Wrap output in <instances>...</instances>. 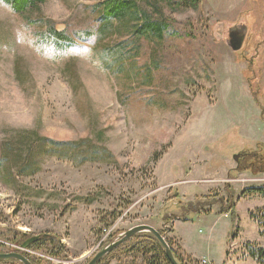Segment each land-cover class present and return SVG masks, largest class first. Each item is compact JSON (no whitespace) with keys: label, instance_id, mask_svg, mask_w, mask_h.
<instances>
[{"label":"rangeland","instance_id":"374dc122","mask_svg":"<svg viewBox=\"0 0 264 264\" xmlns=\"http://www.w3.org/2000/svg\"><path fill=\"white\" fill-rule=\"evenodd\" d=\"M181 1L137 0L143 15L166 23L163 38L135 37L134 22L117 21L98 40L97 0H47L23 14L0 0V155L6 145H35L28 138L20 145L29 137L20 130L84 140L76 151L82 162L40 152V170L18 179L19 163L7 164L13 174L2 166L0 252L19 249L24 233L45 234L22 250L29 259L87 264L141 224L172 230L173 247L192 264L207 261L182 246L221 264L229 232L236 251L248 241L264 248V227L251 218L264 211V198H239L264 187V172L251 169L264 159V0ZM51 26L68 41L46 39ZM243 28L234 51L229 32ZM118 42L129 56L121 70L107 60L109 49L122 50ZM258 149L261 159L246 153ZM228 190L237 221L220 213ZM189 202L211 212L187 213ZM123 244L104 257L108 264L151 257Z\"/></svg>","mask_w":264,"mask_h":264},{"label":"trees","instance_id":"16d2710c","mask_svg":"<svg viewBox=\"0 0 264 264\" xmlns=\"http://www.w3.org/2000/svg\"><path fill=\"white\" fill-rule=\"evenodd\" d=\"M6 4H8L16 13H27L31 10H37L39 6L43 3H45L47 0H2ZM98 3L95 4V7L98 6H104V8L101 11V14L99 16V19L102 21L101 26L99 27L98 31V40H103L104 37L109 36L112 34L113 26L115 22H123L126 26H129V23H132L131 27L133 28L132 33L135 35V37L141 38H153L154 40L163 38L164 31L166 30V23L161 21H151L146 14H142L140 12L139 7L137 5V0H97ZM101 1V2H100ZM190 3L192 6L197 5V0H182L181 5L187 6V3ZM48 34L45 35V38L47 39L50 36H55L56 40L67 42L68 37H66L63 32L57 31V29L53 26L48 27ZM126 44L124 42H118L116 47H121V51H115V49H109L108 54L109 57L107 60L109 62H114V64H117L119 67V70L122 69L123 61L124 59H127L128 55H123L122 52L123 47ZM264 113V111H263ZM20 134H27L29 137H21L20 139V145L24 144V141L26 138H28L29 142H35V145L32 144L30 146H27L26 149L25 146L22 147H15L12 145H9L4 147L3 151L0 155V174H4L7 176V174H13L14 172L11 170V168H8L7 164H13L14 162L19 163L17 165L18 167V175H16V178L18 179L19 176H29L36 174L39 170V163H37L36 155H38L40 152H46L50 151L52 155H56L59 158H73L74 156L80 160V162L83 161V159L80 157L82 156V153H76L78 148L82 145L84 140L79 141H55L52 139H48L46 137H40L37 131L34 130H25L22 131ZM16 143V142H15ZM15 143H13L15 145ZM18 145V144H17ZM80 149V148H79ZM98 151L95 147H91L88 149V156L90 159L93 158V156L97 155ZM252 158H255L256 156L259 157V149L258 150H251L246 152ZM85 160V159H84ZM2 166H6V173L5 171H1ZM251 168L250 163H247V168ZM256 166L252 167L251 169L254 170L257 173L264 172V159H263V165L262 167L255 168ZM236 170H239V167L236 168ZM262 197L264 198V187L263 186H255V187H249L243 189L240 194L239 198H250V197ZM236 194L232 190H228V196L225 202H227V207L221 209L220 213L222 212H230V215L233 216L234 220L237 221L238 215L235 212V200ZM222 200V198H221ZM234 201V202H233ZM204 203L201 202H189L186 206L185 211L187 213L189 212H196V213H209L211 212L210 209H205ZM251 218L254 219L260 228L264 227V211L260 210V213H251ZM180 219V218H179ZM183 220H187V218H183ZM236 223V222H235ZM234 223V226H235ZM172 230H159V232L166 238V241L168 242L169 246L171 247L176 259L181 264H192L191 262L187 263L184 260V257L178 253V251L173 247L171 238L166 235V232ZM261 236H264V231L260 232ZM29 237V235H28ZM22 238V239H21ZM25 233L21 235L19 238V244L21 245L26 239ZM49 238V237H48ZM44 239L41 238L37 240L36 242L32 243L30 246H34L37 244H40L41 241ZM122 245V244H121ZM123 245H128V250L131 252H143V254H151V257L147 261L146 264H171L168 258L166 257V253L160 244L159 240L148 232H141L133 237H131L129 240H127L126 243ZM29 246V247H30ZM242 249L244 250V253L247 256L254 261H256L259 264H264V248L258 247L255 243H252L250 241L243 244ZM55 252V251H53ZM231 253L228 252L227 256H230ZM106 258V257H105ZM105 258L102 259V261L99 264H108V260ZM31 259V258H30ZM33 264H36L34 260L31 259ZM10 262V261H8ZM5 262V263H8ZM13 262V263H12ZM12 264H20L18 261H12Z\"/></svg>","mask_w":264,"mask_h":264},{"label":"water","instance_id":"95a60500","mask_svg":"<svg viewBox=\"0 0 264 264\" xmlns=\"http://www.w3.org/2000/svg\"><path fill=\"white\" fill-rule=\"evenodd\" d=\"M246 37V30L243 29H231L229 32V45L234 51H238L243 47L244 40ZM239 155H235L234 158L237 159ZM141 232H148L154 235L162 245L166 257L170 261L171 264H181L175 257L171 247L169 246L168 242L166 241V238L151 225L148 224H141L137 225L135 227H132L131 229L127 230L125 233H123L118 240L113 241L100 251H98L92 259L87 264H99L101 260L112 250H114L116 247L120 246L127 240H129L134 235L141 233ZM46 236L45 234H38L30 236L21 244V247L19 249H16L15 251L10 252H0V262L7 261V260H16L21 262L22 264H33V262L22 252V250H27L28 247L36 242L37 240L41 239L42 237Z\"/></svg>","mask_w":264,"mask_h":264},{"label":"crops","instance_id":"0c3cea01","mask_svg":"<svg viewBox=\"0 0 264 264\" xmlns=\"http://www.w3.org/2000/svg\"><path fill=\"white\" fill-rule=\"evenodd\" d=\"M229 235H230V232H229V234L227 236V242H226L225 247H224V257L221 260V264H245L246 262H248V260L250 262H252V264H259V263H257L256 261H254L251 258L250 259H246L244 256H242L244 254V251H236V248L233 249V247H234L233 244L234 243L228 241L229 240ZM182 251L184 253H186L187 255H189L194 260H201L202 261L203 259H205L207 261V264H217V263H215V260H214V258L211 255L196 256V255H194L192 253H188L183 246H182ZM228 252L231 253L230 256H227Z\"/></svg>","mask_w":264,"mask_h":264}]
</instances>
